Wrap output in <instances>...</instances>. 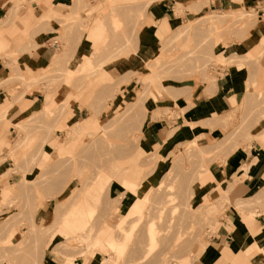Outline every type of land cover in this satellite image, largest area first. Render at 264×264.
<instances>
[{"label": "rangeland", "instance_id": "1", "mask_svg": "<svg viewBox=\"0 0 264 264\" xmlns=\"http://www.w3.org/2000/svg\"><path fill=\"white\" fill-rule=\"evenodd\" d=\"M158 1L167 0H0V57L9 68L1 74L0 97L11 103L0 117V264H42L46 257L64 264L76 256L95 264L105 257L110 262L104 264H205L210 250L213 261L223 258L219 264H264L254 242L264 236V174L240 198L232 195L233 183L245 177L241 166L254 160L258 146L264 159V80L258 89L253 84L263 58L242 48L254 42L257 12L245 7L197 12L194 0H174L183 18L154 46L138 45L147 10ZM39 33L49 34L57 63L51 65L50 57L31 64L32 51L45 46L35 38ZM225 68H240L245 79V93L226 112L197 121L188 136L166 146L169 151L159 146L141 151L143 128L172 127L192 107L195 87L209 93ZM46 94L56 103L42 112ZM27 97H35L37 108L20 117ZM235 150L242 164L233 178L218 179L217 169ZM117 162L137 164L139 180L153 178L140 214H132L117 234L121 252L115 254L102 241L131 193L113 191L115 177L99 174L114 175ZM40 198H53L45 213H37ZM75 203L94 210L82 215L86 226L78 222L66 232L61 222ZM15 225L25 232L17 233ZM84 234L90 237L86 242L79 239ZM94 234L98 248L88 250ZM225 248L230 256H224Z\"/></svg>", "mask_w": 264, "mask_h": 264}, {"label": "crops", "instance_id": "2", "mask_svg": "<svg viewBox=\"0 0 264 264\" xmlns=\"http://www.w3.org/2000/svg\"><path fill=\"white\" fill-rule=\"evenodd\" d=\"M67 1V0H66ZM196 5H194L197 12H202L203 10H215L219 8H223L225 11L228 8L231 9H240L243 8H251L255 12H257L258 15V21L259 24H257L256 29L253 31L252 39H253V45L250 43H247L246 45L243 44V49L247 53V55H255L260 56L262 54V60L261 65L262 69L259 72L258 79H254L253 82H257V86L255 85L254 88L258 89L262 85V81L264 80V44L260 43V40L264 38V12H263V0H194ZM204 2V5H201L198 7L197 5H200L201 2ZM175 4L176 2L174 0H167V1H158L155 3H152L146 13V21L147 24L144 25L140 31L139 35L137 37L138 45L143 46H154L156 42H158L164 33H166V28L171 26L174 22L180 20L183 18L182 15L177 13L175 11ZM195 4V3H194ZM189 3H186V6H189ZM245 7V8H244ZM248 11V10H246ZM54 10L48 9L46 13L53 14ZM184 14H189V10H184ZM3 15V8L0 7V18ZM29 20V19H28ZM1 21V19H0ZM29 24V22H27ZM97 23L98 21H95V25L92 27V30L94 31L95 28L97 29ZM6 26H8L6 24ZM1 29V27H0ZM22 28H20L21 30ZM37 41H41V44L45 45L44 47L37 48L32 51V53L29 55L30 59L32 61V65L41 63H48L49 59L52 54H50L52 44H49L50 38L49 34L47 33H39L35 36ZM255 43V45H254ZM245 55V54H244ZM53 57V56H52ZM51 57V59H52ZM50 59V61H51ZM141 61V60H140ZM139 62V61H138ZM7 59H2L0 57V83H1V74L8 72L9 68L7 66ZM241 63V62H240ZM241 66V64H238ZM240 69V68H239ZM239 69H230L225 68L223 69V76H220L216 80L215 86H212L208 89L209 93L206 91L207 87L205 86H197L195 87V92L193 93V105L188 110V112H183L181 115H177L174 121L170 123L172 127H169L168 129L165 128V126H161V128H143V132L145 133L146 139L143 142V146H140L141 151L147 150L148 147H157L159 146V151H169V148L165 150L166 146L168 144H172L174 140H181L185 136H188L192 129L189 127L187 128L185 121H193L197 122L206 118H210L213 115L222 114L227 111L229 106L232 105V101L239 98L241 95L245 93V79H244V73L242 70ZM3 90L0 89V95H3ZM35 97H27L25 102H23V105H25L24 110L21 113L22 117L24 114L28 113V111L36 110L37 105L35 104ZM11 105L9 101L6 99H3V97H0V113L7 110L8 106ZM6 108V109H5ZM11 108V107H10ZM5 109V110H3ZM3 110V111H2ZM10 110V109H9ZM8 112V111H7ZM185 114V116H184ZM181 120L179 123H177V120ZM165 124V122H164ZM196 128V126L194 127ZM193 128V129H194ZM172 132L168 137L167 134L169 132ZM202 132H197L196 134H200ZM261 144H264V140L260 142ZM174 144V143H173ZM258 151L256 155L253 156L251 161L246 162L248 164L245 177L239 179L238 182L233 183L234 190L232 191V195L234 198H240V196L243 194L245 190H250L254 186H257L259 182H261L262 176L264 174V159L263 156H260L262 153L259 149H261L260 146L257 147ZM163 151V152H164ZM233 158L231 157V161L224 162L223 166H219L218 170V179H221L222 177H228L233 178L234 174L239 169L240 164L236 156L238 157L240 153H236V150L234 151ZM255 154V152H254ZM131 163V162H130ZM245 163V164H246ZM133 165L137 164H129L124 165L121 162H117V170L114 176L116 179L120 180L121 177L118 175H121L122 172L125 173L127 170H129ZM137 167V166H136ZM213 174V173H212ZM214 176V174H213ZM144 184L143 182H141ZM141 183L138 185V189L141 186ZM18 184L17 182H12L11 184H8L9 186H14ZM7 188V186H6ZM146 189V188H145ZM128 195H124L123 199L125 200ZM120 201V204L123 203L124 200ZM43 200V198L38 199ZM53 201V198L46 199L45 201H40V205L38 206L37 213H45L48 209L50 203ZM44 215V214H43ZM45 216V215H44ZM242 221V219H241ZM14 229L17 233L25 232L24 227L20 225H15ZM264 230V226L261 228ZM259 229V231L261 230ZM260 234H264L263 231H260ZM235 244H238V241L234 242ZM239 246V244H238ZM211 247V246H210ZM243 248V247H242ZM243 252H246V250L243 248ZM211 250L209 254L205 257V260H208L205 264H219L220 261L223 260V258H216L214 261L212 260L213 257H211ZM224 256H230L227 248L223 250ZM245 257H249L253 255V253L244 254ZM254 256V255H253ZM238 260V259H237ZM42 264H55V262H52L50 258H45ZM61 264V263H60ZM64 264H95L92 261V258H87L84 256H76L68 259L66 263ZM203 264V263H202ZM223 264H230V262H224Z\"/></svg>", "mask_w": 264, "mask_h": 264}, {"label": "bare ground", "instance_id": "3", "mask_svg": "<svg viewBox=\"0 0 264 264\" xmlns=\"http://www.w3.org/2000/svg\"><path fill=\"white\" fill-rule=\"evenodd\" d=\"M226 11V13L227 12H232L233 11V9H231V8H228V9H226L225 10ZM44 26V25H43ZM47 26V25H46ZM45 28V27H44ZM46 31V30H45ZM89 32H90V36H89V38L86 40V41H88V42H91V40L93 39V30L92 29H90V30H88ZM44 32V31H43ZM261 40H264V39H261ZM260 40V41H261ZM40 45V44H39ZM62 52V51H61ZM56 54V53H55ZM53 55V57H52V59H51V65L54 63H57L58 62V60H57V58H60V57H58L59 55L58 54H56V55ZM82 54V53H81ZM82 56V62H85V61H87V55H86V53H84L83 52V54L81 55ZM80 56V57H81ZM50 65V66H51ZM17 69V68H16ZM28 70V73L29 74H31V72H33V71H31L29 68H27ZM26 70V69H25ZM18 71V70H17ZM27 71L25 72V74H23V75H21V73H20V75L21 76H24V75H26V74H28L27 73ZM33 74V73H32ZM19 75V74H18ZM20 75L18 76V77H20ZM28 76V75H27ZM26 76V77H27ZM29 77H30V75H29ZM20 78H22V77H20ZM253 84H257V82L255 83H253ZM154 89H155V87H154ZM157 90H158V88H157ZM162 92L163 91V89H161L160 90V88H159V92ZM165 91V90H164ZM163 91V92H164ZM146 92H147V89H146ZM150 92V91H149ZM158 92V91H157ZM143 93V92H142ZM151 93V92H150ZM152 93H153V91H152ZM165 93V92H164ZM166 94V93H165ZM160 96H161V94H160ZM166 97H167V95H166ZM139 99L141 98V96H139L138 97ZM139 99H137V100H139ZM166 99V98H165ZM54 102H55V97H51L50 95H48V94H46V96H45V98H44V102L42 103V105H41V108H40V110L43 112V111H46L50 106H51V104L53 103V105H54ZM56 103V102H55ZM6 109V108H5ZM5 109H3V110H5ZM2 110V111H3ZM37 111H39V110H37ZM5 113H7V110H5V111H3V112H1L0 113V117H2V115L3 114H5ZM36 113V112H35ZM35 113H33V114H35ZM186 123L189 125V127H190V129H193L195 126H196V122H192V121H189V120H186ZM63 126V125H62ZM204 134L203 133H200L199 135H198V137L199 136H203ZM264 140V138L262 139V141ZM126 164V163H125ZM137 165H133L129 170H127L125 173H123L122 172V174L121 175H118V176H120L121 177V179L120 180H118V179H116V178H114V179H112V176L111 175H109V174H107L106 172H102L101 174H99V177L100 178H104V179H106L105 177H107V178H111L113 181H112V184H113V191H116L117 189H119V190H122V191H129L130 193H128V194H130L129 195V198H130V200H129V202L127 203V205H126V208H125V210H124V212H123V214H122V217H121V219L118 221V223L116 222V224H115V226H114V229L113 230H111L110 231V233L108 234V235H106L104 238H103V241H102V244L103 245H105L106 246V248L107 249H109L111 252H113V253H120L121 252V248H119L120 247V244H118V242L120 243V241H119V239H118V237H117V234L121 231V230H124V223L126 222V220L129 218V217H131L132 216V214H134V213H136V212H138V214H140V211H141V208H142V206H143V202H141V201H145V200H147L148 199V196H149V193H150V191H151V188L149 187V185H150V182L152 181V178L153 177H148L147 178V180L144 182V179H141V180H139V177H138V169H136L137 167H136ZM243 169H242V175H245L246 174V170H247V167L245 166H241ZM106 173V174H105ZM156 173V172H155ZM141 182H143V183H148V185L146 184V190H145V192L140 196H138V185H139V183H141ZM158 184V183H157ZM103 188V186H101V188L100 189H102ZM155 188V187H154ZM152 192V191H151ZM131 195H133V196H135V197H131ZM117 202V200H115V203ZM57 208H58V206H56ZM209 206H207L206 208H208ZM210 207H212V209L214 208L213 207V205H211ZM59 208H60V204H59ZM209 209V208H208ZM211 209V208H210ZM94 210V207L92 206V205H87V204H83V203H75V204H73L69 209H67V211H66V215H65V213H64V215L65 216H67L66 217V219L63 217V220H62V222H61V225H62V227H63V229L66 231V232H68V229H65L67 226H73L74 227V229L76 228L77 229V227H78V222L81 224V225H84V226H86V222H85V219H82V215H85V214H87V213H91L92 211ZM56 208L54 209V211H52V213H53V215H54V213H56ZM91 216V215H90ZM77 226V227H76ZM150 228V229H149ZM152 229V225L151 224H149V227H148V230H151ZM74 232V231H73ZM149 232V231H148ZM149 235V240L150 241H153V233H152V231L150 232V233H148ZM67 235V234H66ZM59 237V236H58ZM68 237H74V235H70V236H68ZM89 235H87V234H84V235H82V236H80V241H88L89 240ZM99 239H100V237H98V235H95L94 234V236L92 237V239H91V241H89V242H87V244H86V246H87V249L88 250H90V249H94V248H98V246H97V242L99 241ZM68 240V239H67ZM253 240H255V239H253ZM264 241V236H262L260 239H258V240H255L254 242H255V245H256V247H258V249H259V251L260 252H262V253H264V246H262V242ZM153 243V242H152ZM244 244H246V241L244 240V243L242 244V247H244ZM150 246H152V247H154V244H149ZM145 253H147V252H145ZM200 253V251L198 252V254ZM197 254V255H198ZM113 255L114 254H112V257H113ZM144 255H148V254H144ZM144 255H142L143 257H144ZM108 257H110V255L108 256ZM104 262H110V260H109V258H107V257H105V258H103L102 259V262H101V264H104ZM202 264V263H201Z\"/></svg>", "mask_w": 264, "mask_h": 264}]
</instances>
